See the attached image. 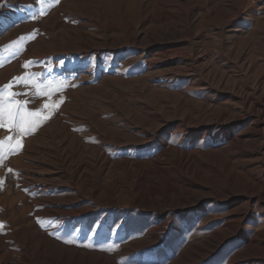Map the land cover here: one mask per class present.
<instances>
[{
	"label": "rangeland",
	"instance_id": "1",
	"mask_svg": "<svg viewBox=\"0 0 264 264\" xmlns=\"http://www.w3.org/2000/svg\"><path fill=\"white\" fill-rule=\"evenodd\" d=\"M0 4V107L25 115L63 98L0 163L3 264H66L80 253L117 264H150L152 256L153 264H184L181 253L203 244L214 250L195 264H233L245 239L262 245L256 211L243 235L218 244L243 199L247 160L236 150L225 167L218 154L230 148L221 124L230 119V141H241L253 130L252 105L264 107V0ZM41 9L45 15L33 20ZM33 73L43 91H59L37 97L33 83L16 79ZM8 136L15 143L5 121L0 140ZM186 189H218L234 201L208 198L180 210ZM100 221L109 233L101 227L94 235ZM121 222L126 232L114 236ZM144 241L151 243L130 250Z\"/></svg>",
	"mask_w": 264,
	"mask_h": 264
},
{
	"label": "bare ground",
	"instance_id": "2",
	"mask_svg": "<svg viewBox=\"0 0 264 264\" xmlns=\"http://www.w3.org/2000/svg\"><path fill=\"white\" fill-rule=\"evenodd\" d=\"M225 116L227 118L230 116L234 117L237 122H241V119L245 118V116L243 115L235 116L232 113H229L228 111H225ZM246 117H251L252 122H253V130H251L250 132H246L243 135V137L246 136V138L244 139L242 138L241 141H237L236 140L237 138L235 137L230 141L231 139L230 136L232 135V132H233L232 130L233 123L230 121V119H227L225 124H221L222 131H224L226 135V141L228 140L227 142L228 146H230V148L228 149L220 150L218 154L220 156L217 155L221 159H224V163H225L224 166L226 167V166H229L230 164H233L234 154L236 150L237 152H240L241 154L244 153L245 156H247V160H245L244 162H241V164L246 167V168H243L244 172H246V175H244L246 179L244 178L245 179L244 182L242 181L239 182V185L241 187H244L245 189L242 191L243 199L238 201V203L240 204L238 205V207L236 206V207L231 208L230 212L227 214L226 216L227 222L225 223V235L219 239L218 244H222L224 241L230 238L234 232L235 233L237 232V235L238 234L243 235L244 231L241 225L248 218V216L250 215L252 211L258 212L264 218V107L255 103V105H252V111H249ZM258 137L259 139H257ZM214 139L217 140L216 138ZM246 144H250V146L247 148V146H245ZM190 147H191L190 145H187L185 147V151L183 152L184 155L190 154L188 153V149ZM127 165L129 164L127 163ZM186 184L187 185L190 184L191 186L199 185L190 180H188ZM186 190L189 193L187 194L184 201L182 202V205L179 206L180 210L185 209V208L195 207V206L199 207L208 198L222 199V200H227L230 202L234 201L233 194L225 193L218 189H211V190H206V191L202 190L199 193L193 192L189 189H186ZM74 214H76V212H74ZM101 227H102L103 232L109 233V230L107 229L106 224L103 221H100L96 225L95 230L93 231L94 232L93 234L95 235L99 231V228ZM125 232L126 231L124 229V224L123 222H121L120 224H118L117 227L113 229L111 233L114 236H120V235L125 234ZM152 232H153V229H149V231H147L146 233L148 236H152L154 235V233ZM245 241H246V247L244 248V251L242 250L243 252L240 253L239 256H236L233 259V264H235L237 261L242 260L244 258H247V259L257 258V259H260V264H264V242L262 241L263 242L262 245H259L256 239L254 240L245 239ZM150 243L151 242H148V241L137 243L134 245L135 247H133L130 250L137 251L144 245L145 247H148ZM205 245L206 244L198 245L196 248H191L190 250L187 249L183 251L181 255L184 256L185 259L187 260L184 264H193V263L195 264L196 262L205 259L210 253L213 252L214 250L213 247L211 246L209 247L208 245L206 246ZM202 246H205V247H202ZM122 251H125V250H122ZM73 255H80L81 260H78V262H75L74 260L70 262L67 261L66 264H117L112 256L109 257L106 254L103 255V253L101 254L100 253L98 254L80 253V254H73ZM154 259H155L154 256L150 257L151 261L149 260V263L153 264L151 262ZM0 264H3V263L1 262ZM174 264H178V263H174Z\"/></svg>",
	"mask_w": 264,
	"mask_h": 264
},
{
	"label": "snow or ice",
	"instance_id": "3",
	"mask_svg": "<svg viewBox=\"0 0 264 264\" xmlns=\"http://www.w3.org/2000/svg\"><path fill=\"white\" fill-rule=\"evenodd\" d=\"M38 2L43 5L46 3V0H38ZM50 4H59L60 0H47ZM6 6L4 4H0V7ZM45 15V12L43 9L38 14H33L32 19L35 20L38 18V16ZM21 39H24L23 37ZM28 65L26 64L25 67ZM36 74H31V76H25V77H18L17 80L27 84V83H33L34 87H36V92L34 95L37 97L40 96H48L51 97L53 94V91H59V88L53 90V91H43L38 85L35 84L33 77H35ZM63 82L61 83V87H63ZM11 85L5 86V90L10 88ZM4 90H0V95L3 94ZM12 95H15V93H12ZM19 103V102H17ZM63 103V98L61 97L58 101L52 102V103H45L43 110H37L32 112H27L25 115H18L16 110L11 106H4L0 107V127L5 126V121H7V124L9 126V130H15L17 132V136L15 138V143H13V137L8 136L4 140H0V163L3 162L6 155L14 153L18 151L20 147L19 140L20 138L25 134H31V132L43 121H46L50 119L51 115L54 111L58 110L60 104ZM7 145V148H6ZM9 172L12 170L9 169ZM0 184H3V179L0 178ZM55 221L49 220L48 223H54ZM42 227L45 226L44 224L41 225ZM4 227L3 223H0V229ZM67 243H73L72 240L66 241ZM91 246V245H89Z\"/></svg>",
	"mask_w": 264,
	"mask_h": 264
}]
</instances>
